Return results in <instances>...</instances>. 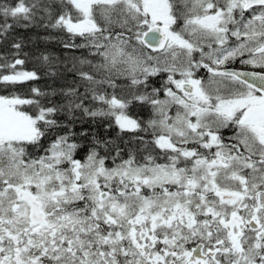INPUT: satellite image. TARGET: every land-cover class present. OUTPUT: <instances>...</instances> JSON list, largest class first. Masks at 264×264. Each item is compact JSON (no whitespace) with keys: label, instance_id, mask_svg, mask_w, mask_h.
Listing matches in <instances>:
<instances>
[{"label":"snow or ice","instance_id":"6c2138e0","mask_svg":"<svg viewBox=\"0 0 264 264\" xmlns=\"http://www.w3.org/2000/svg\"><path fill=\"white\" fill-rule=\"evenodd\" d=\"M0 86V264H264V0H0Z\"/></svg>","mask_w":264,"mask_h":264},{"label":"trees","instance_id":"16d2710c","mask_svg":"<svg viewBox=\"0 0 264 264\" xmlns=\"http://www.w3.org/2000/svg\"><path fill=\"white\" fill-rule=\"evenodd\" d=\"M20 35L29 37L31 42L28 44V47L25 48V51H29L32 53H39L41 51L48 52L54 54L56 56H61L64 54V50L62 45L59 43V40L62 39L58 33L53 30V38L46 39L48 33L43 28H31V29H18L17 30ZM79 42V41H77ZM79 55V52H77ZM33 63L35 61H30L26 67L32 68ZM51 83V81L47 78H42L37 86L43 87L46 84ZM156 83V82H154ZM26 91V87H8L5 89L3 86H0V95H8L10 93H17V94H24ZM28 107V106H25ZM133 111L135 112L136 109L134 108ZM141 115L146 118L147 113L141 112ZM111 134H115V130H112Z\"/></svg>","mask_w":264,"mask_h":264},{"label":"rangeland","instance_id":"374dc122","mask_svg":"<svg viewBox=\"0 0 264 264\" xmlns=\"http://www.w3.org/2000/svg\"><path fill=\"white\" fill-rule=\"evenodd\" d=\"M154 82H155V81H154ZM154 84H155V86H157V87L159 86V84H158V83H154Z\"/></svg>","mask_w":264,"mask_h":264}]
</instances>
